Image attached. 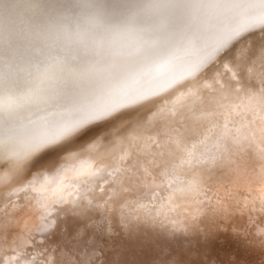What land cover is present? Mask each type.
Returning a JSON list of instances; mask_svg holds the SVG:
<instances>
[{"label":"rangeland","instance_id":"1","mask_svg":"<svg viewBox=\"0 0 264 264\" xmlns=\"http://www.w3.org/2000/svg\"><path fill=\"white\" fill-rule=\"evenodd\" d=\"M138 1L0 0V135L16 129L17 126L12 123L16 119L12 114L17 111L26 115L40 110L43 117L62 108L76 109V112L102 108L109 112L108 119L98 126L94 125L95 130L85 141L58 157H49L43 167L30 168L36 155H43L47 148L25 162L0 158V261L8 257L7 262L2 261L4 264H264V235L258 232L264 224V187H261L264 183V156L258 158V155L248 153L245 160L241 159L244 155L237 156L238 151L243 153L245 149L252 148L259 151L260 146L264 151L262 18L258 17L257 23L256 17L252 16L249 20L251 15L243 10L237 13L234 10L229 13L221 11L223 13L218 14L228 18L209 15L208 19L199 20L203 27L207 24L204 29L208 34L184 25L183 28L190 32L189 37L191 35L187 40L194 42L188 44L184 40L181 46H176L177 39L163 33L164 27H160L149 12L150 1ZM213 17L217 19L213 20ZM214 21L217 23L213 27L215 31L210 26ZM214 34H220L222 42L229 36L231 41L229 39L227 46L223 44V47ZM134 38L140 41H133ZM153 38H156L155 41ZM214 42L218 45L214 46ZM157 43L160 47L156 46ZM193 44L195 47L191 46ZM213 46L214 51H211ZM199 48L202 53L194 56L192 50L198 51ZM152 59L155 62L151 63ZM171 59L174 60L172 63ZM186 66L190 68L189 72L193 69L197 75L187 73ZM182 67L186 70L182 71ZM173 82L176 85H172ZM127 83L131 88L152 84L150 88L154 85L155 92L152 94L155 95L149 94L139 99L137 104L136 101L133 104L130 102L113 112L109 109L110 105L120 92L122 95L130 89ZM218 91L220 94H217ZM70 92L76 93L73 104H62L63 98ZM240 121L244 127L251 125L247 140L239 137V126L235 128ZM233 128L232 146L225 149L228 156L224 161L229 165L208 176V183H194L195 187L189 193L167 195L166 187L170 181L172 186H176L174 176H166L168 171L175 167L172 173L180 178L190 170L184 166L186 163L183 164L182 157L190 156L183 142L200 138L199 141L204 142L206 136H212L210 139L214 140L211 141L216 143L220 141L217 140L220 136L225 137V133ZM207 131L212 134L208 136ZM202 135L205 137L202 138ZM225 143H221L223 149ZM124 148L130 158L122 164L115 158L117 155L114 152ZM143 148L145 157L136 152ZM161 149L169 156L168 160H164L161 166L155 160L151 167L154 174L145 171V164L152 163L148 155L157 156ZM94 150L96 154H93ZM170 153L178 159L175 161ZM142 159H148L147 163ZM86 160L93 166L84 173L82 164ZM49 166H52L51 170ZM185 179L188 180V177ZM155 192H158V202L154 198ZM59 196H63V200L57 204ZM46 211L54 224L45 228L44 232L39 228V219ZM82 220L88 222V227L84 228L82 236L76 237V233L83 228ZM85 238L87 243H78ZM134 251L140 255H137V262L130 261L129 255Z\"/></svg>","mask_w":264,"mask_h":264},{"label":"bare ground","instance_id":"2","mask_svg":"<svg viewBox=\"0 0 264 264\" xmlns=\"http://www.w3.org/2000/svg\"><path fill=\"white\" fill-rule=\"evenodd\" d=\"M86 1H88V0H86ZM126 2H127V0H125ZM138 1V0H137ZM150 1V5L148 6V9H149V12L156 18V23H158V25L160 26V27H164V31H163V29H161L162 31H163V33L165 32V34L166 35H170V37H172L171 39H173V37L174 38H176L177 40H176V43H174L176 46H178V45H180L181 44V42L182 41H184V40H189V38H191V35H190V37H189V34L188 33H190V32H188L186 29H184L183 27H184V25H188L190 28H193V29H195V30H198V32L200 31V30H202L204 33L206 32V30L204 29V27L207 25H205L204 27L199 23L202 19H208L207 17L210 15V17L211 16H219L220 14H218L219 12H221V11H223L224 13H227L228 11H233L234 10V12L236 11V13L238 12V11H242L243 10V12L245 11V12H247L248 14H250L251 15V17L249 18V20H252V16H254V17H256V21H257V23H258V17H261V13L262 12H264V0H149ZM148 1V2H149ZM91 2H93V1H91ZM135 2V1H134ZM139 2V1H138ZM146 2V1H145ZM144 1H143V3H145ZM147 2V3H148ZM152 2H155V3H159V4H163V5H166L165 7H157V6H155ZM10 3V2H9ZM28 3V2H27ZM41 3H43V2H41ZM81 3V2H80ZM99 3V2H98ZM112 3V2H111ZM123 3V2H122ZM142 3V2H141ZM146 3V4H147ZM87 4V3H86ZM116 4V3H115ZM139 4V3H138ZM137 4V5H138ZM183 4H189V5H195L194 7H175V6H173V5H183ZM73 5V4H72ZM101 5V4H100ZM122 5V4H121ZM42 6H44V5H42ZM64 6V5H63ZM76 6V5H75ZM91 6V5H90ZM95 6V5H94ZM98 6V5H97ZM131 6V5H130ZM129 6V7H130ZM132 6H134V7H137L136 5H134V4H132ZM144 6V5H143ZM99 7V6H98ZM102 7V6H101ZM100 7V8H101ZM126 7V6H125ZM139 7V6H138ZM28 8V7H27ZM72 8V7H71ZM124 8V7H123ZM128 8V7H127ZM126 8V9H127ZM131 8V7H130ZM145 8V7H144ZM63 9V8H62ZM114 9H115V7H114ZM113 9V10H114ZM133 9V8H132ZM69 10V9H68ZM83 10V9H82ZM135 10V9H134ZM141 10V9H140ZM139 10V11H140ZM2 11H4V10H2ZM46 11V10H45ZM62 11V10H61ZM86 11H88V10H86ZM94 11H96L95 9H94ZM118 11V10H117ZM128 11V10H127ZM28 12V11H27ZM58 12V11H57ZM63 12V11H62ZM68 12V11H67ZM92 12V11H91ZM97 12V11H96ZM99 12V11H98ZM122 11H120V13H121ZM134 12V11H133ZM133 12H132V15H133ZM136 12H138V11H135L134 13H136ZM223 12H221V13H223ZM2 13H4V12H2ZM114 13H115V11H114ZM118 13V12H117ZM126 13H128V12H126ZM150 13H148V15L150 14ZM229 13V12H228ZM233 13V12H232ZM71 14V13H70ZM99 14V13H98ZM111 14V13H110ZM113 14V13H112ZM130 14H131V11H130ZM140 14V13H139ZM139 14H138V16H139ZM241 14V13H240ZM2 15V14H1ZM32 15V14H31ZM51 15V14H50ZM61 15V14H60ZM74 15V14H73ZM85 15V14H84ZM90 15V14H89ZM95 15V14H94ZM228 15V14H227ZM235 15V14H234ZM233 15V16H234ZM237 15H239V14H237ZM58 16V15H57ZM114 16H115V14H114ZM118 16H119V14H118ZM122 15H120V17H121ZM126 16V15H125ZM222 15H220V19L223 17V16H225V15H223L222 17H221ZM241 16V15H240ZM242 16H243V13H242ZM245 16H247L246 14H245ZM37 17V16H36ZM62 17V16H61ZM100 17V16H99ZM108 17V16H107ZM110 17V16H109ZM226 17V16H225ZM238 17V16H237ZM247 17H249V16H247ZM21 18V17H20ZM50 18H51V16H50ZM58 18H60V17H58ZM84 18H86V15H85V17ZM106 18V17H105ZM117 18V17H116ZM115 18V19H116ZM135 18V17H134ZM216 18V17H215ZM214 17L212 18L213 20L215 19ZM226 18H228V17H226ZM242 18V17H241ZM9 19V18H8ZM57 19V18H56ZM65 19V18H64ZM124 19V18H123ZM130 19V18H129ZM138 19V18H137ZM146 19V18H145ZM147 19H149V18H147ZM217 19V18H216ZM232 19H233V17H232ZM244 19V18H243ZM242 19V20H243ZM25 20V19H24ZM34 20V19H33ZM46 20H48V19H46ZM133 20V19H132ZM141 20H143V19H141ZM200 20V21H199ZM219 20V19H218ZM217 20V21H218ZM227 20V19H226ZM71 21V20H70ZM80 21V20H79ZM92 21V20H91ZM118 21H119V19H118ZM117 21V22H118ZM150 21H151V19H150ZM203 21V20H202ZM209 21V20H208ZM207 21V23H209ZM210 21H211V19H210ZM216 21V22H217ZM255 21V22H256ZM24 22V21H23ZM58 22V21H57ZM61 22V21H60ZM142 22V21H141ZM206 22V21H205ZM252 22V21H251ZM254 22V21H253ZM38 23V22H37ZM55 23V22H54ZM53 23V24H54ZM68 23H69V21H68ZM83 23V22H82ZM106 23V22H105ZM133 23V22H132ZM211 23V22H210ZM235 23V22H234ZM237 23H238V21H237ZM2 24H5V22L4 23H2ZM12 24V23H11ZM52 24V23H51ZM59 24V23H58ZM73 24H75V23H73ZM90 24H92V23H90ZM153 24V23H152ZM203 24V23H202ZM217 24V23H216ZM215 21L214 22H212L211 23V27L213 28L215 25ZM226 24V23H225ZM247 24V23H246ZM245 24V25H246ZM40 25V24H39ZM43 25V24H42ZM50 25V24H49ZM61 25V24H60ZM92 25H94V24H92ZM110 25V24H109ZM112 25V24H111ZM115 25V24H114ZM119 25V24H118ZM125 25H127V24H125ZM125 25H124V27H125ZM140 25V24H139ZM150 25V24H149ZM230 25V24H229ZM250 25V24H249ZM261 25V24H260ZM38 26V25H37ZM46 26V25H45ZM88 26V25H87ZM95 26V25H94ZM135 26V25H134ZM145 26V25H144ZM147 26V25H146ZM188 26H186V28L188 27ZM96 27V26H95ZM109 27V26H108ZM132 27V26H131ZM142 27V26H141ZM140 27V28H141ZM153 27H155V25L153 26ZM207 27V26H206ZM219 27V26H218ZM221 27V26H220ZM230 27V26H229ZM238 27V26H237ZM236 27V28H237ZM258 27V26H257ZM13 28V27H12ZM49 28V27H48ZM54 28V27H53ZM72 28V27H71ZM107 28V27H106ZM157 28V30H158V27H156ZM211 28V29H212ZM224 28V27H223ZM233 28V27H232ZM239 28V27H238ZM243 28V27H242ZM253 28H255V27H253ZM11 29V28H10ZM102 29H103V27H102ZM117 29V28H116ZM128 29V28H127ZM139 29V28H138ZM145 29H146V27H145ZM151 29V28H150ZM189 29V28H188ZM205 31H204V30ZM208 29V28H207ZM214 29V28H213ZM216 29V28H215ZM215 29H214V31H215ZM221 29V28H220ZM234 29H235V27H234ZM248 29V28H247ZM62 30V29H61ZM90 30V29H89ZM104 30V29H103ZM137 30V29H136ZM141 30V29H140ZM148 30V29H147ZM146 30V31H147ZM160 30V31H161ZM210 30V29H209ZM224 30V29H223ZM244 30V29H243ZM242 30V31H243ZM22 31V30H21ZM41 31H42V29H41ZM44 31H45V29H44ZM55 31V30H54ZM72 31V30H71ZM130 31V30H129ZM194 31V30H193ZM211 31H213V30H211ZM218 31V30H217ZM216 31V32H217ZM245 31V30H244ZM244 31H243V33H244ZM247 31V30H246ZM27 32V31H26ZM32 32H34V29H32ZM51 32V31H50ZM56 32V31H55ZM67 32H68V30H67ZM89 32V31H88ZM105 32H107V31H105ZM122 32V31H121ZM201 32V31H200ZM202 32V33H203ZM17 33V32H16ZM35 33V32H34ZM36 33H37V31H36ZM82 33V32H81ZM91 33V32H90ZM116 33V32H115ZM131 33V32H130ZM138 33V32H137ZM152 33V32H151ZM151 33H149V34H151ZM157 33V32H156ZM191 33H192V31H191ZM207 33V32H206ZM222 33V32H221ZM220 33V34H221ZM224 33V32H223ZM242 33V32H241ZM29 34H30V32H29ZM28 34V35H29ZM50 34V33H49ZM59 34H61V33H59ZM107 34V33H106ZM112 34V33H111ZM133 34H134V32L131 34L132 36H133ZM143 34V33H142ZM141 34V35H142ZM153 34H155V32L153 33ZM152 34V35H153ZM201 34V33H200ZM199 34V35H200ZM208 34V33H207ZM210 34V33H209ZM211 34H213V33H211ZM217 34V33H216ZM220 34H218V35H215V36H217L218 37V40L219 41H221V35ZM234 34V33H233ZM25 35V34H24ZM27 35V36H28ZM52 35V34H51ZM128 35V34H127ZM139 35H140V33H139ZM159 35V34H158ZM193 35V34H192ZM229 35V34H228ZM241 35V34H240ZM68 36V35H67ZM72 36V35H71ZM89 36V35H88ZM107 36V35H106ZM125 36H126V33H125ZM130 36V35H129ZM137 36V35H136ZM160 36H162V34L160 35ZM197 36H198V33H197ZM210 36V35H209ZM234 36V35H233ZM242 36V35H241ZM12 37V36H11ZM23 37H25V36H23ZM41 37V36H40ZM39 37V38H40ZM47 37H49V36H47ZM80 37V36H79ZM109 37V36H108ZM148 37V36H147ZM189 37V38H188ZM201 37V36H200ZM199 37V38H200ZM206 37V36H205ZM213 37V36H212ZM238 37H239V35H238ZM14 38V37H13ZM43 38V37H42ZM82 38V37H81ZM129 38H131V37H129ZM139 38V37H138ZM137 38V39H138ZM169 38V37H168ZM197 38V37H196ZM32 39H34V38H32ZM54 39V38H53ZM156 39V38H155ZM155 39L153 38V40L155 41ZM163 39V38H162ZM203 39V38H202ZM202 39H200V41L202 40ZM212 39V38H211ZM214 39V38H213ZM67 40V39H66ZM124 40H128V39H124ZM124 40H122L123 42H124ZM160 40H161V38H160ZM187 40V41H188ZM193 40V39H192ZM194 40H195V38H194ZM197 40V39H196ZM206 40V39H205ZM209 40H210V38H209ZM208 40V41H209ZM14 41H16V40H14ZM43 41V40H42ZM71 41V40H70ZM86 41V40H85ZM133 41H136L135 40V38H134V40ZM137 41H140V40H137ZM136 41V42H137ZM142 41H143V39H142ZM158 41V40H157ZM162 41V40H161ZM175 41V40H174ZM204 41V40H203ZM219 41H218V43H219ZM230 41H231V39H230ZM36 42V41H35ZM68 42V41H67ZM130 42V41H129ZM170 42V41H169ZM186 42V41H185ZM184 42V43H185ZM194 41H192V42H187L188 44H190V43H193ZM202 42V41H201ZM210 42V41H209ZM215 42H217V40L215 41ZM213 43L214 44V46H215V44L216 43ZM222 42V41H221ZM229 42V41H228ZM227 42V43H228ZM31 43V42H30ZM52 43V42H51ZM59 43V42H58ZM141 43V42H140ZM143 43V42H142ZM151 43V42H150ZM160 43V42H159ZM159 43H157L156 44V46L158 45L159 47H160V44ZM162 43V42H161ZM166 43V42H165ZM177 43H179V44H177ZM198 43V42H197ZM196 42H195V44H197ZM205 43V42H204ZM212 43V42H211ZM210 43V44H211ZM28 44V43H27ZM34 44V43H33ZM39 44V43H38ZM37 44V45H38ZM47 44V43H46ZM84 44V43H83ZM138 44V43H137ZM144 44V43H143ZM153 44V43H152ZM151 44V45H152ZM169 45H170V43H168ZM6 45V44H5ZM34 45H36V44H34ZM43 45V44H42ZM125 45H127L126 43H125ZM164 45V44H163ZM186 45V44H185ZM184 45V46H185ZM204 45V44H203ZM212 45V44H211ZM216 45H218V44H216ZM226 46H227V44H225ZM22 46V45H21ZM78 46V45H77ZM135 46V45H134ZM181 46V45H180ZM183 46V45H182ZM190 46V45H189ZM188 46V47H189ZM191 46H194V44L193 45H191ZM214 46H213V48H211V51L214 49ZM229 46V45H228ZM8 47V46H7ZM43 47V46H42ZM128 47V46H127ZM138 47V46H137ZM139 47H140V45H139ZM154 47V46H153ZM171 47H172V45H171ZM195 47V46H194ZM197 47V46H196ZM223 47H225L224 45H223ZM132 48V47H131ZM144 48V47H143ZM168 48V47H167ZM174 48V47H173ZM179 48V47H178ZM182 48H184L185 49V47H182ZM190 48V47H189ZM24 49H25V46H24ZM36 49V48H35ZM39 49V48H38ZM79 49V48H78ZM133 49V48H132ZM154 49V48H153ZM158 49V48H157ZM165 49V48H164ZM210 49V48H209ZM217 49V48H216ZM20 50V49H19ZM55 50V49H54ZM87 50V49H86ZM142 50H144V49H142ZM147 50H148V48H147ZM161 50H163V49H161ZM189 50V49H188ZM222 50H223V48H222ZM130 51V50H129ZM154 51H155V49H154ZM174 51H175V49H174ZM182 51H183V49H182ZM202 50L199 48L198 49V51H196V50H192V53H193V55L194 56H197L198 54H200V52H201ZM214 51V50H213ZM46 52V51H45ZM75 52V51H74ZM73 52V53H74ZM84 52V51H83ZM132 52V51H131ZM141 52V51H140ZM148 52V51H147ZM156 52H158V51H156ZM170 52V51H169ZM177 52V51H176ZM210 52V51H209ZM42 53V52H41ZM48 53H49V51H48ZM64 53V52H63ZM79 53V52H78ZM125 53V52H124ZM143 53V52H142ZM145 53V52H144ZM151 53V52H150ZM152 53H154V52H152ZM168 53V52H167ZM173 53V52H172ZM171 53V54H172ZM182 53V52H181ZM180 53V54H181ZM202 53V52H201ZM205 53H207V52H205ZM210 53H213V52H210ZM215 53V52H214ZM219 53V52H218ZM47 54V53H46ZM52 54H53V52H52ZM60 54V53H59ZM58 54V55H59ZM71 54V53H70ZM81 54V53H80ZM121 54V53H120ZM134 54V53H133ZM137 54H138V51H137ZM147 54V53H146ZM161 54H162V52H161ZM174 54H175V52H174ZM173 54V55H174ZM178 54V53H177ZM209 54V53H208ZM33 55V54H32ZM47 55H49V54H47ZM47 55H46V57H47ZM65 55V54H64ZM64 55H62V56H64ZM74 55V54H73ZM132 55V54H131ZM141 55V54H140ZM144 55V54H143ZM154 55H155V53H154ZM164 55V54H163ZM181 55H183V54H181ZM215 55V54H214ZM216 55H218V54H216ZM215 55V56H216ZM5 56V55H4ZM53 56H54V54H53ZM57 56V54L55 53V57ZM61 56V57H62ZM76 56V55H75ZM83 56V55H82ZM127 56V55H126ZM129 56V55H128ZM138 56V55H137ZM136 56V57H137ZM169 56V55H168ZM201 56V55H200ZM204 56H206V55H204ZM213 56V55H212ZM49 57H51V56H48V58ZM70 57V56H69ZM95 57V56H94ZM121 57H122V55H121ZM121 57H120V59H121ZM135 57V56H134ZM155 57V56H154ZM167 57V56H166ZM175 57H176V55H175ZM182 57V56H181ZM181 57H178L179 59H181ZM214 57V56H213ZM212 57V58H213ZM30 58V57H29ZM80 58V57H79ZM103 58V57H102ZM151 58V57H150ZM158 58V57H157ZM160 58V57H159ZM168 58V57H167ZM166 58V59H167ZM170 58V57H169ZM172 58V57H171ZM177 58V59H178ZM185 58V57H184ZM193 58V57H192ZM206 58V57H205ZM211 58V59H212ZM5 59V58H4ZM27 59V58H26ZM128 59V58H127ZM146 59V58H145ZM175 59V58H174ZM187 59V58H186ZM201 59V58H200ZM210 59V60H211ZM17 60V59H16ZM44 60V59H43ZM93 60V59H92ZM104 60V59H103ZM113 60V59H112ZM144 60V59H143ZM163 60H165V58H163ZM170 60V59H169ZM173 59H171V63L174 61H172ZM185 60V59H184ZM190 60V59H189ZM188 60V61H189ZM40 62V60H37V62ZM63 61V60H62ZM61 61V62H62ZM75 61V60H74ZM82 61V60H81ZM114 61V60H113ZM119 62H120V60H118ZM117 61V62H118ZM153 59H152V62L151 63H153ZM161 61V60H160ZM166 61V60H165ZM181 61V60H180ZM191 61H192V59H191ZM191 61H189V63L191 62ZM194 61H195V59H194ZM201 61H202V59H201ZM203 61H204V59H203ZM202 61V62H203ZM208 61V60H207ZM36 62V63H37ZM56 62V61H55ZM77 62V61H76ZM100 62V61H99ZM116 62V63H117ZM155 62V61H154ZM167 62H169V61H167ZM184 62V61H183ZM64 63V62H63ZM71 63V62H70ZM75 63V62H74ZM93 63V62H92ZM149 63V62H148ZM170 63V64H171ZM176 63V62H175ZM188 63V64H189ZM197 63V62H196ZM196 63H195V65H196ZM10 64V63H9ZM44 64V63H43ZM47 64H49V63H47ZM97 64H99L98 62H97ZM136 64V63H135ZM163 64H164V62H163ZM166 64V63H165ZM178 64H180V63H178ZM186 64V63H185ZM193 64H194V62H193ZM202 64V63H201ZM204 64V63H203ZM202 64V65H203ZM25 65V64H24ZM38 65V64H37ZM40 65V64H39ZM104 65V64H103ZM102 65V66H103ZM114 65V64H113ZM116 65V64H115ZM119 65V64H118ZM124 65H126V64H124ZM139 65V64H138ZM166 65H168V63L166 64ZM184 65V64H183ZM9 66V65H8ZM29 66V65H28ZM60 66H61V64H60ZM81 66V65H80ZM89 66V65H88ZM122 66V65H121ZM129 66V65H128ZM135 66V65H134ZM71 67V66H70ZM98 67V66H97ZM164 67H167V66H164ZM168 67H169V65H168ZM180 67V66H179ZM191 67V66H190ZM196 67H199V65L198 66H196ZM195 67V68H196ZM21 68V67H20ZM68 68V67H67ZM76 68H77V66H76ZM95 68H96V66H95ZM108 68V67H107ZM114 68V67H113ZM134 68V67H133ZM139 68V67H138ZM137 68V69H138ZM152 68L153 67H151V70H152ZM176 68H178V67H176ZM186 68H187V66H186ZM26 69V68H25ZM64 69V68H63ZM69 69V68H68ZM93 69V68H92ZM102 69V68H101ZM104 69V68H103ZM128 69V68H127ZM144 69V68H143ZM142 69V70H143ZM157 69V68H156ZM173 69V68H172ZM172 69H170V70H172ZM179 70H181V67L180 68H178ZM183 69L184 70H186L185 69V67H182V71H183ZM188 70V72L187 73H191V74H195V72H194V70L193 69H191L190 70V72H189V69L190 68H187ZM23 70V69H22ZM66 70V69H65ZM71 70V69H70ZM81 70V69H80ZM109 70V69H108ZM115 70V69H114ZM117 70V69H116ZM121 70V69H120ZM130 70V69H129ZM139 70V69H138ZM176 70V69H175ZM175 70H173V71H175ZM178 70V71H179ZM36 71V70H35ZM43 71V70H42ZM67 71V70H66ZM78 71V70H77ZM85 71V70H84ZM88 71V70H87ZM95 71H96V69H95ZM100 71V70H99ZM112 71V70H111ZM118 71H119V69H118ZM131 71V70H130ZM145 71V70H144ZM154 71H156V70H154ZM165 71V70H164ZM167 71H168V69H167ZM177 71V72H178ZM92 72V71H91ZM123 72H125V71H123ZM135 72H137L136 70H135ZM150 72V71H149ZM163 72V71H162ZM168 72H170V71H168ZM186 72V71H185ZM184 72V73H185ZM202 72V71H201ZM38 73V72H37ZM60 73V72H59ZM104 73V72H103ZM106 73V72H105ZM138 73V72H137ZM148 73V72H147ZM156 73V72H155ZM159 73H161V72H159ZM163 73H165V72H163ZM163 73H162V75H163ZM171 73V72H170ZM169 73V74H170ZM197 73V72H196ZM122 74V73H121ZM126 74V73H125ZM124 74V75H125ZM149 74V73H148ZM172 74H174V73H172ZM171 74V75H172ZM183 74V73H182ZM36 74H34V76H35ZM47 75V74H46ZM107 75V74H106ZM110 75H113V74H110ZM127 75V74H126ZM144 75H146V74H144ZM150 75V74H149ZM152 75V74H151ZM167 75H168V73H167ZM188 75V74H187ZM195 75H197V74H195ZM7 76V75H6ZM33 76V77H34ZM88 76V75H87ZM94 76V75H93ZM138 76H140V77H142L140 74L138 75ZM156 76V75H155ZM164 76V75H163ZM174 76V75H173ZM177 76V75H176ZM181 76V75H180ZM183 76V75H182ZM181 76V77H182ZM40 77H41V75H40ZM105 76H103L102 77V80H103V78H104ZM114 77V76H113ZM123 77V76H122ZM134 77V76H133ZM147 77H148V75H147ZM162 77V76H161ZM160 77V78H161ZM167 77V76H166ZM178 77H179V75H178ZM195 77V76H194ZM69 78V77H68ZM151 78V77H150ZM149 78V79H150ZM152 78H153V76H152ZM169 78V77H168ZM175 78V77H174ZM177 78V77H176ZM183 78V77H182ZM188 78V77H187ZM29 79V78H28ZM144 79V78H143ZM162 79V78H161ZM166 79V78H165ZM190 79H191V77H190ZM189 79V80H190ZM35 80V79H34ZM66 80V79H65ZM108 80H109V78H108ZM120 80V79H119ZM123 80V79H122ZM130 80V79H129ZM140 80H142L141 78H140ZM159 80V79H158ZM157 80V81H158ZM167 80V79H166ZM173 79H171V81H172ZM183 80H185V79H183ZM32 81V80H31ZM98 81V80H97ZM114 81V80H113ZM116 81V80H115ZM132 81V80H131ZM150 81V80H149ZM153 81V80H152ZM155 81V80H154ZM163 81V80H162ZM179 81V80H178ZM186 81V80H185ZM184 81V82H185ZM188 81V80H187ZM186 81V82H187ZM73 82V81H72ZM133 82V81H132ZM143 82H145V80H143ZM164 82V81H163ZM166 82V81H165ZM168 82H170V81H168ZM167 82V83H168ZM63 83V82H62ZM77 83V82H76ZM107 83V82H106ZM113 83V82H112ZM121 82H119V84H120ZM123 83V82H122ZM128 83H129V81H128ZM127 83V84H128ZM131 83V82H130ZM133 83H135V82H133ZM148 83V82H147ZM150 83V82H149ZM154 83H156V82H154ZM153 83V84H154ZM158 83V82H157ZM156 83V84H157ZM177 83V82H176ZM52 84V83H51ZM71 84V83H70ZM75 84V83H74ZM108 84H110V83H108ZM117 84V83H116ZM118 84V85H119ZM155 84V85H156ZM166 84V83H165ZM164 83H163V85H165ZM169 84V83H168ZM170 84H172V83H170ZM180 84V83H179ZM182 84V83H181ZM185 84V83H184ZM97 85V84H96ZM136 85H138V84H136ZM158 85V84H157ZM162 85V86H163ZM172 85H176V84H174V82H173V84ZM132 86V85H131ZM152 86V84L151 85H144V84H140V85H138V86H135V87H133V88H131L130 86H129V84H128V87L130 88L129 90H127V91H124V93H122V95H121V92H120V94H119V96L117 97V96H115L114 98H116L115 99V101L110 105V108L109 109H113V112L114 111H118V110H120L121 109V107H123L124 105H128V103H132L133 104V102L134 101H136V103L135 104H137L138 103V100L139 99H143V97H146V96H148L149 94H152L153 92H155V90H154V85H153V87L152 88H150ZM161 86V85H160ZM178 86V85H177ZM109 87V86H108ZM116 87V86H115ZM121 87H122V85H121ZM121 87L119 88L120 89V91H121ZM127 87V86H126ZM125 87V88H126ZM166 87V86H165ZM172 87H174V86H172ZM172 87H169V88H171L172 89ZM61 88V87H60ZM111 88V87H110ZM117 88V87H116ZM157 88H159V87H157ZM163 88V87H162ZM91 89H93V88H91ZM111 89H113V88H111ZM231 89V88H230ZM104 90V89H103ZM126 90V89H125ZM169 90V89H168ZM222 90H224L223 88H222ZM93 91V90H92ZM115 91V93H116V89L114 90ZM221 91V90H220ZM89 92V91H88ZM91 92V91H90ZM99 92V91H98ZM107 93H108V90L106 91ZM109 92H110V90H109ZM119 92V91H118ZM118 92L116 93V94H118ZM158 92V91H157ZM165 92H167L166 90H165ZM226 92V91H225ZM244 92V91H243ZM104 93H105V91H104ZM106 93V94H107ZM114 93V92H113ZM161 93V92H160ZM162 93H164V92H162ZM219 93V91L217 92V94ZM223 93V92H222ZM109 94V93H108ZM157 94V93H156ZM220 94V93H219ZM94 95V94H93ZM103 95V94H102ZM153 95V94H152ZM155 95V94H154ZM153 95V96H154ZM159 95V94H158ZM225 95V94H224ZM108 96V95H107ZM114 96V94L112 95V97ZM151 96V95H150ZM157 96V95H156ZM99 97V96H98ZM103 97V96H102ZM105 97V96H104ZM109 97V96H108ZM111 97V96H110ZM152 97V96H151ZM106 98V97H105ZM150 98V97H149ZM148 98V99H149ZM218 98V97H217ZM145 99H147V98H145ZM220 99V98H219ZM218 99V100H219ZM52 100V99H51ZM221 101V100H220ZM219 101V103H218V105L219 106H221V102ZM55 102V101H54ZM102 102H103V100H102ZM111 102V101H110ZM109 102V103H110ZM140 102V101H139ZM211 102V101H210ZM212 103V102H211ZM101 106V105H100ZM106 106V105H105ZM215 107H217V106H215ZM94 108H97V107H94ZM104 108V107H103ZM89 109V108H88ZM106 109H108V106H107V108ZM101 110H102V108H101ZM105 110V109H104ZM108 111V110H107ZM41 111L39 110V111H37V112H31V113H28V114H26V115H21L20 113H19V111H17V112H15L14 114H12V116L14 115L15 116V119L16 120H13L14 122H12L14 125H16L17 127H15L16 129L14 130V131H12V132H10V133H7V134H5V135H0V158H2V159H5V158H8V159H10V160H20L21 162H25V160H27V159H30V158H32L33 156H35V154L36 153H33V152H31V151H28V149H27V145H28V142H29V140H31V139H33V138H37V137H43V136H46V135H49L51 132H53L56 128H58V127H60V126H62L63 124H65V123H67V122H69V121H71L76 115H77V112H76V109H72V108H62V109H56V110H53V111H51V112H49V114L46 116V117H43L42 115H40L41 113H40ZM112 112V111H111ZM109 113V112H108ZM16 121V122H15ZM241 122L242 121H240V123H238V125H236V127L235 128H237V126H239L238 127V130H237V133L239 134V137L240 138H246V140L249 138V136H250V134H251V132H249L250 131V129H249V127L251 126H249V127H244L243 126V122H242V124H241ZM254 124L256 125V126H258V124H256L255 122H254ZM260 126V125H259ZM261 129V128H260ZM10 130V129H9ZM209 131L211 130V129H208ZM233 130H234V128L232 129V131L231 132H227V133H225V134H227L225 137H223V138H221V136L219 137V139H217V140H220L219 142H217L216 141V143L215 142H213V141H211V140H214V139H210V138H212V136H210L211 134H212V132H211V134H208V132L209 131H207L206 132V134H208V136H210L209 138L206 136H203L202 135V138L203 137H205L203 140H204V142H202V140L201 141H199V140H194L193 142H191V141H189V142H183V143H185V147H186V149H188L187 150V152L189 151V153H190V156L189 157H185V156H183L182 158V160H184V162L183 161H181V159H180V161L181 162H183V164L184 163H186L184 166H186L187 168H190V170H189V173L186 175L187 177H188V180L187 179H185L184 180V178L186 177V176H184V177H177L174 173H172V172H174V168L175 167H173V168H171V170L170 171H168V173H167V175L166 176H174V178L176 179V182H175V184H176V186H172V181H170V185H168L167 187H166V189H167V191H166V193H167V195H170L171 193L173 194V192L175 193V192H180V193H189L192 189H193V187H195L194 185V183H199V182H201V183H208V176H210V175H215V173L217 172V170L220 168V167H223V166H227V165H229V163H227V165L225 164V161H224V159H225V156L227 155L226 153H225V149L226 148H228V146H232L231 144H232V142H233V136H232V134L231 133H233ZM251 130H252V127H251ZM245 131H247V132H245ZM7 132V131H6ZM186 135V134H185ZM184 135V138H186V136ZM188 135H189V133H188ZM201 135V134H200ZM190 136V135H189ZM189 136H187V138L189 137ZM194 136V135H193ZM180 137V136H179ZM214 137V136H213ZM181 140V139H180ZM188 140V139H187ZM200 142H202V145H200V148L198 149V146H199V143ZM226 142V143H225ZM247 142V141H246ZM221 143L223 144V143H225V148L223 149V147H222V145H221ZM240 143V141L239 142H237L234 146H236L237 144H239ZM178 146H181V145H178ZM239 147H241V146H239ZM247 147V146H246ZM262 147L263 146H260V149H259V151H258V149L256 148L255 149V151H253V149L254 148H252V149H250V150H247V151H245L244 150V152L243 153H240V151H238L237 152V156H243L241 159H243V160H245V159H247V156H245L246 154H248V153H253V154H256V155H258V158H261V157H263L264 156V154H262V153H264V151H263V149H262ZM176 148H178V147H176ZM183 148V147H182ZM113 149H114V147H113ZM112 149V150H113ZM165 149V148H164ZM180 149V148H179ZM178 149V150H179ZM241 149H243V148H241ZM43 150V149H42ZM110 150V149H109ZM123 151H119V152H117V153H115L114 152V155H117L115 158H117V160L119 161V162H122V164H124V161L128 158H130L128 155L129 154H125V148L124 149H122ZM177 150V151H178ZM182 150H184V149H182ZM261 150H262V152H261ZM41 151V150H40ZM111 151V150H110ZM158 151V150H157ZM25 152H27V154L25 153ZM137 152V154H139L140 156H143V157H145L144 156V148L143 149H139L138 151H136ZM159 152V155H157V156H155V155H148V159H149V162L152 160V163L151 164H145V171H150V173L151 174H154V172L152 171V169H151V167H153V164H154V161L155 160H158V164H159V166H161L160 164H162V162L164 161V160H168V157H167V154L165 153V151L163 150V149H161V150H159L158 151ZM173 152V151H172ZM242 152V151H241ZM97 153V151L96 150H94V153L93 154H96ZM110 153V152H109ZM261 153V155H259ZM158 154V153H157ZM171 154V153H170ZM181 154V153H180ZM252 154V155H253ZM108 155V154H107ZM134 155H135V153H134ZM172 156H173V153L171 154ZM174 156H176V155H174ZM173 156V157H174ZM228 156V155H227ZM90 157V156H89ZM132 157V156H131ZM142 157V158H143ZM139 158V157H138ZM87 159V158H86ZM127 159V160H128ZM148 159H146L145 161H144V163L146 162L147 163V160ZM151 159V160H150ZM174 159H175V161H176V159H178V158H175L174 157ZM101 160H103V159H101ZM105 160V159H104ZM110 160V159H109ZM138 160V159H137ZM170 161V160H169ZM179 161V162H180ZM89 160H86V161H84L83 162V166H82V171H84V173L86 172H88V171H90L89 169H91L90 167H92L93 165H91V164H89ZM102 162H104V161H102ZM118 162V163H119ZM173 162V161H172ZM181 162H180V164H181ZM97 163V162H96ZM126 163V162H125ZM168 163V162H167ZM166 163V164H167ZM241 163H243V162H241ZM183 164H181L182 165V168H183ZM105 165V164H104ZM121 165V164H120ZM181 165H179V166H181ZM234 165V164H233ZM156 166H157V164H156ZM165 166V165H164ZM230 166H231V164H230ZM100 167V166H99ZM121 167V166H120ZM167 167H168V165L164 168V169H167ZM31 168V167H30ZM100 169V168H99ZM186 169V168H185ZM29 170V169H28ZM168 170H169V168H168ZM157 171V170H156ZM187 171V170H186ZM96 172V171H95ZM100 172V171H99ZM147 173V172H146ZM149 173V174H150ZM158 173H162V172H158ZM136 174V173H135ZM150 174V175H151ZM166 174V173H165ZM116 176V175H115ZM143 176V175H142ZM158 176H159V174H158ZM164 176V175H163ZM151 177V176H150ZM153 177V176H152ZM156 178H158V177H156ZM161 178H162V176H161ZM193 178V179H192ZM155 178H153V180H154ZM165 179V178H164ZM155 181V180H154ZM166 181V180H165ZM194 181V182H193ZM108 182V181H107ZM144 182V181H143ZM150 182V181H149ZM148 182V183H149ZM162 182V181H161ZM2 183V182H1ZM0 183V184H1ZM151 183V182H150ZM155 183V182H154ZM164 183V182H163ZM163 183H161V184H163ZM238 183V182H237ZM113 184V183H112ZM160 185L159 183H156V185ZM169 184V183H168ZM165 185H166V183H165ZM248 185V184H247ZM232 186H234L233 184H232ZM246 186V185H245ZM89 187V186H88ZM103 187V186H102ZM153 187H156V186H153ZM160 187V186H159ZM162 187V186H161ZM214 187V186H213ZM251 187V186H250ZM262 188L264 187V183H263V186H261ZM113 188H115V187H113ZM141 188H143V187H141ZM158 188V187H157ZM162 188H165V187H162ZM212 188V187H211ZM247 188V187H246ZM260 188V187H259ZM144 189V188H143ZM142 189V191L144 192V190ZM148 189V188H147ZM151 189V188H150ZM264 189V188H263ZM112 190V189H111ZM140 190V189H139ZM153 190V189H152ZM251 190V189H250ZM85 191V190H84ZM150 191V190H149ZM164 191H165V189H164ZM159 192V191H158ZM157 192V193H158ZM112 193V192H111ZM148 193V192H147ZM156 192H155V196H154V198H155V201H160L158 198V194H157ZM255 193V192H254ZM233 194H236V193H233ZM110 195V194H109ZM139 195V194H138ZM254 195V194H253ZM256 195V194H255ZM260 195V194H259ZM264 195V194H263ZM262 195V196H263ZM260 199H261V197H260ZM256 200H258V198L256 199ZM263 200H264V198H263ZM116 202V201H115ZM120 202V201H119ZM255 204V203H254ZM262 206V205H261ZM188 213V212H187ZM263 214H264V212H263ZM128 215V214H127ZM51 215L49 214V215H47V216H45L44 214H43V216L41 217V219H39V228L41 229V228H43V229H45V228H47L48 226H50V225H52V224H54V221L52 220V218L50 217ZM118 216V215H117ZM129 219V218H128ZM94 220V219H93ZM76 221V220H75ZM88 223V222H87ZM94 223V222H93ZM131 229V228H130ZM38 231V230H37ZM44 231V230H43ZM133 231V230H132ZM45 232V231H44ZM44 232H42V233H44ZM258 232H259V234H262V235H264V224H262L260 227H259V229H258ZM134 234V233H133ZM134 237H136V236H134ZM102 238V237H101ZM138 239H139V237H138ZM132 240H133V238H132ZM128 242H129V240H127ZM138 242V241H137ZM17 244V243H16ZM93 245V244H92ZM91 247V246H90ZM89 248V247H88ZM131 249V248H130ZM14 250V249H13ZM121 250V249H120ZM126 250V249H125ZM128 250V249H127ZM132 250V249H131ZM9 251V250H8ZM125 252V251H124ZM116 254V253H115ZM125 254V253H124ZM144 254V253H143ZM9 255V254H8ZM137 255H139V253L138 252H133V253H131L130 255H129V257H130V261H133V262H137L139 259H136V258H138V256ZM140 256V255H139ZM4 257V256H3ZM92 259V258H91ZM7 260H8V257H5L3 260H1L0 261V264H4V262H2V261H5V262H7ZM93 261V260H92ZM95 261V260H94ZM176 262H178V260H176ZM94 263V262H93ZM182 263H184V261L182 262Z\"/></svg>","mask_w":264,"mask_h":264},{"label":"snow or ice","instance_id":"3","mask_svg":"<svg viewBox=\"0 0 264 264\" xmlns=\"http://www.w3.org/2000/svg\"><path fill=\"white\" fill-rule=\"evenodd\" d=\"M157 7H165L166 5L152 2ZM175 7H194L195 5L183 4L173 5ZM261 22L264 23V12L261 13ZM231 37H226L222 42L226 44ZM76 93H68L62 101V104H73ZM108 119V113L104 110L99 109H87L78 112V114L69 122L56 128L49 135L43 137H37L29 140L27 149L33 153H39L40 150L47 148L43 155H36L35 159L31 163V168L36 169L43 167L49 157L60 156L62 153H66L69 149L73 148L74 145L79 144L81 141H85L91 133L95 130L94 125H100ZM27 154V152H25ZM50 170L52 166H49ZM63 196H59L56 203H62ZM45 216L49 215L46 211ZM83 228L76 233V237L83 235L84 228L88 225L86 221H81ZM41 231L44 229L41 228ZM76 237H73L74 239ZM87 239L78 240V243H87Z\"/></svg>","mask_w":264,"mask_h":264}]
</instances>
